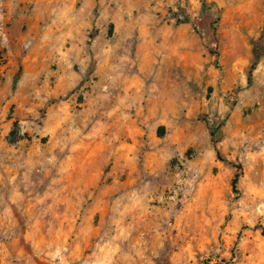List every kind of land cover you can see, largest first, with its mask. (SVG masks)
I'll return each instance as SVG.
<instances>
[{"label":"rangeland","instance_id":"1","mask_svg":"<svg viewBox=\"0 0 264 264\" xmlns=\"http://www.w3.org/2000/svg\"><path fill=\"white\" fill-rule=\"evenodd\" d=\"M20 3L0 264H264V0Z\"/></svg>","mask_w":264,"mask_h":264},{"label":"crops","instance_id":"2","mask_svg":"<svg viewBox=\"0 0 264 264\" xmlns=\"http://www.w3.org/2000/svg\"><path fill=\"white\" fill-rule=\"evenodd\" d=\"M17 3L12 4L11 0H0V6L3 8L2 12L0 13V18L2 19H8V18H14V19H22L24 17V13L22 12V7H21V0H15ZM13 9L14 13L10 14L11 10L8 9ZM23 13V14H22ZM9 53V52H7ZM159 104H162L160 102ZM169 105V103H166L165 106Z\"/></svg>","mask_w":264,"mask_h":264},{"label":"trees","instance_id":"3","mask_svg":"<svg viewBox=\"0 0 264 264\" xmlns=\"http://www.w3.org/2000/svg\"><path fill=\"white\" fill-rule=\"evenodd\" d=\"M237 178H238V176H236V178H235V180H234V182H233V183H234V185H235V181L237 180Z\"/></svg>","mask_w":264,"mask_h":264}]
</instances>
